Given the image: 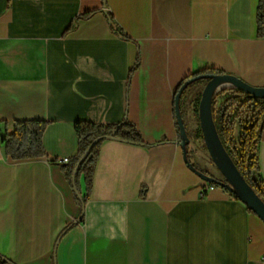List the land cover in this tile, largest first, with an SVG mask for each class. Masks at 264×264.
Masks as SVG:
<instances>
[{
  "label": "crops",
  "instance_id": "obj_1",
  "mask_svg": "<svg viewBox=\"0 0 264 264\" xmlns=\"http://www.w3.org/2000/svg\"><path fill=\"white\" fill-rule=\"evenodd\" d=\"M259 3L0 0V255L14 264H264V222L220 188L203 195L174 104L182 81L206 69L264 87ZM205 85L181 101L198 164ZM125 120L146 145L106 140L89 195L80 178L82 206L69 163L53 160L76 157L77 122ZM18 121L47 122L44 157L6 155ZM260 166L264 182V129Z\"/></svg>",
  "mask_w": 264,
  "mask_h": 264
},
{
  "label": "trees",
  "instance_id": "obj_2",
  "mask_svg": "<svg viewBox=\"0 0 264 264\" xmlns=\"http://www.w3.org/2000/svg\"><path fill=\"white\" fill-rule=\"evenodd\" d=\"M90 15L86 14L84 17H89ZM107 17L111 31L120 36H125L115 25L112 16L107 14ZM257 25L258 37L264 38V0H260L258 6ZM139 63L140 59H138L135 69ZM203 74H223V72L216 69H206L189 76L182 81L177 92L187 80ZM227 95L230 96L218 105V98H224ZM213 113L225 149L247 183L264 202V182L260 178V144L264 129V100L254 99L237 89H226L213 101ZM47 125V122L42 121L15 122L13 133L7 134L3 138L6 155L14 160L44 157L46 152L43 139ZM74 128L78 138V153L69 164L63 166V171L67 179L77 189L79 204L84 206L86 200L81 197L79 181L83 176L87 194L89 195L92 191L102 144L110 139L137 145L146 144L135 125L128 120L117 125L77 122ZM177 129L179 131L178 126ZM94 142V147L90 151L89 156L83 160L86 151ZM76 169L77 173L75 174ZM206 174L210 175L209 173ZM215 186L218 187L217 185ZM218 188L230 193L224 188ZM230 194L239 200L235 195ZM247 209L252 212L248 207ZM0 264L14 263L0 255Z\"/></svg>",
  "mask_w": 264,
  "mask_h": 264
},
{
  "label": "water",
  "instance_id": "obj_3",
  "mask_svg": "<svg viewBox=\"0 0 264 264\" xmlns=\"http://www.w3.org/2000/svg\"><path fill=\"white\" fill-rule=\"evenodd\" d=\"M199 80H207V84L203 90L200 102V128L203 134L204 143L209 155L222 174L221 179H217L211 175L201 172L190 161L188 156V145L190 137L183 119L181 111V101L185 90L194 82ZM226 89H237L243 93L250 95L254 99L264 100V87H255L243 79L230 74H203L195 76L187 80L175 95V115L177 126L180 134V146L184 152V159L189 168L199 175L207 183L215 184L218 187L228 190L243 202L253 213H255L264 222V202L255 193L253 188L247 183L241 172L238 170L234 161L225 149L220 138L217 125L213 113V101L219 93ZM95 142L86 151L83 160L86 159ZM77 173V169L75 174ZM75 180V178H74ZM77 193V189L75 188Z\"/></svg>",
  "mask_w": 264,
  "mask_h": 264
},
{
  "label": "rangeland",
  "instance_id": "obj_4",
  "mask_svg": "<svg viewBox=\"0 0 264 264\" xmlns=\"http://www.w3.org/2000/svg\"><path fill=\"white\" fill-rule=\"evenodd\" d=\"M207 80H199L197 82H194L191 87H196L197 85H200L202 86L203 84H207ZM206 86V85H205ZM222 92V91H221ZM220 92V93H221ZM219 93V94H220ZM230 95H227L225 96L224 98H218L217 100V103L218 105L224 100L226 99L227 97H229ZM218 97V96H217ZM200 150V156H201V159L203 160V163L201 164H198L196 163L193 155H192V151H191V148L189 147L188 149V156L190 158V161L196 166V168L198 170H200L201 172H206V173H209L211 176L217 178V179H221L222 178V174L221 172L218 170V168L216 167V165L213 163L210 155H209V152L206 148V145L205 143L203 142L201 144V147L199 148Z\"/></svg>",
  "mask_w": 264,
  "mask_h": 264
},
{
  "label": "built area",
  "instance_id": "obj_5",
  "mask_svg": "<svg viewBox=\"0 0 264 264\" xmlns=\"http://www.w3.org/2000/svg\"><path fill=\"white\" fill-rule=\"evenodd\" d=\"M53 161L60 163V164H67L70 162V158H57V159H54ZM217 188L218 187H216L214 184L205 183L203 185L202 193H203V195H206L209 191H213Z\"/></svg>",
  "mask_w": 264,
  "mask_h": 264
}]
</instances>
